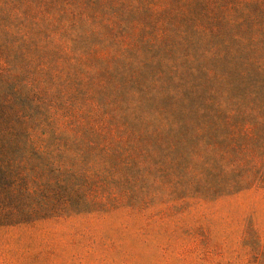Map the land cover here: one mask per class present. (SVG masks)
<instances>
[{
  "label": "rangeland",
  "instance_id": "obj_1",
  "mask_svg": "<svg viewBox=\"0 0 264 264\" xmlns=\"http://www.w3.org/2000/svg\"><path fill=\"white\" fill-rule=\"evenodd\" d=\"M187 1L0 0V264H264V78Z\"/></svg>",
  "mask_w": 264,
  "mask_h": 264
},
{
  "label": "trees",
  "instance_id": "obj_2",
  "mask_svg": "<svg viewBox=\"0 0 264 264\" xmlns=\"http://www.w3.org/2000/svg\"><path fill=\"white\" fill-rule=\"evenodd\" d=\"M146 1L151 0H142V4ZM156 1V0H155ZM181 1V0H179ZM218 2V5L223 7L226 10V13L223 16V20L221 21L219 18H216L213 20L214 24L212 26V31L215 34L214 37L217 36V38H221L223 46H226L227 50H222L217 54V57H223L226 61H228L232 65L239 64L236 62L235 58L233 56L242 55V53H245L247 58L243 59H249L253 58L256 59L253 62V64L256 65V69L260 71L261 77L264 78V65H258L257 63L260 62L261 59H264V0H188V9L187 11L191 17L193 16H199L204 15L205 22L207 20V9L210 8L211 5L214 4V2ZM226 2V3H225ZM172 4H174V0H172ZM234 8V11L237 10L238 14L235 16L233 20L230 19L231 14L229 15V9ZM228 13V14H227ZM202 19V18H201ZM224 21L230 22V24L237 22L240 25H244V23H247V27L249 29V26L252 31L259 32L258 35L252 34L250 31V35L247 38L249 40L248 44L245 46H242V50L238 45H230L229 43L226 45V41L223 39H230L229 34L232 31L231 27L225 23ZM218 31V32H217ZM241 37V36H239ZM235 38V37H234ZM238 38V37H237ZM222 44L217 42L216 47L219 48ZM239 60H242V58H239ZM223 61L221 59L218 60V63H222ZM213 65L215 66L214 62ZM216 67V66H215ZM174 73H180V69L178 66H175ZM32 86V82H30V87ZM30 87L28 88V91L30 90ZM27 88V87H26ZM256 97V101H257ZM260 98L264 99V93L260 94ZM251 103L255 104L254 100L250 101ZM224 111H229V108L225 107L223 109L217 108L215 110H210V113H213V115L220 114L222 116ZM264 112L259 113V117L263 116ZM228 115V113H227ZM226 119H230V111L229 115L226 116ZM264 124V123H263Z\"/></svg>",
  "mask_w": 264,
  "mask_h": 264
}]
</instances>
